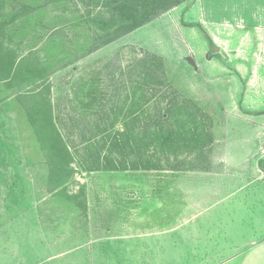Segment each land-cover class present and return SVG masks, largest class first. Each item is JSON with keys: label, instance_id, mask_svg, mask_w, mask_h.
Returning a JSON list of instances; mask_svg holds the SVG:
<instances>
[{"label": "rangeland", "instance_id": "rangeland-1", "mask_svg": "<svg viewBox=\"0 0 264 264\" xmlns=\"http://www.w3.org/2000/svg\"><path fill=\"white\" fill-rule=\"evenodd\" d=\"M100 9L4 0L3 41L17 57L0 79V264H228L247 248L223 246L244 240L230 213L264 212L258 182L228 195L231 165L264 153V51L241 30L264 24V0H189L105 44L90 18ZM173 104L205 157L191 161L198 149L185 145L163 156L154 128H175ZM140 154L159 169L140 168ZM120 226L171 227L115 237Z\"/></svg>", "mask_w": 264, "mask_h": 264}, {"label": "trees", "instance_id": "trees-1", "mask_svg": "<svg viewBox=\"0 0 264 264\" xmlns=\"http://www.w3.org/2000/svg\"><path fill=\"white\" fill-rule=\"evenodd\" d=\"M186 1L189 0H97V2L101 3L103 9L96 11V13L90 17L91 20L96 21V25L98 26V29H96L94 34L99 37L98 40L101 42L100 44H105L134 31L158 17L160 14ZM3 8L4 0H0V15ZM6 34H8L6 23L0 18V79H10L15 73L14 65L17 56L15 55V50L12 49L10 44L4 43L3 38ZM184 108L186 107L179 104H173L168 110L170 112L174 111L172 113H175L177 116L175 119V128L170 125L167 128H164L163 124H156L154 133L156 135L159 134L161 137L159 141L160 146L164 148L168 145V149H162L161 151L164 157L169 158V155L172 153L175 158H178L183 145H185L187 148L194 147L193 149H198L195 151L188 149L189 153H187V156L193 157V159L190 157L191 161H196L197 159H201L202 156H206V151L202 149L204 141L203 138H198V135L195 132L186 130L190 128L187 126L190 121H184L180 117ZM166 129L167 131L164 133ZM186 133H189V135L185 136ZM58 143L60 145V140ZM54 148L58 150L59 153H56L57 156H59L52 157V160L60 163L63 159L62 146H54ZM190 151H193V153ZM166 153L170 154L168 155ZM139 159L140 165L142 166L140 168L143 169H159L161 166L159 161H143L141 154L139 155ZM64 160L66 161L68 158H64ZM177 166L178 165H174V168H180V166ZM112 167L115 169L119 168L116 164H113ZM200 168L205 169L206 167H196V169Z\"/></svg>", "mask_w": 264, "mask_h": 264}, {"label": "crops", "instance_id": "crops-1", "mask_svg": "<svg viewBox=\"0 0 264 264\" xmlns=\"http://www.w3.org/2000/svg\"><path fill=\"white\" fill-rule=\"evenodd\" d=\"M194 1L199 2V0H194ZM201 22L203 24L206 22L207 26L210 24L216 30L220 29V24H221L220 22L209 21L208 19H205L204 21H201ZM246 24H247V22H246ZM228 26H231V25L228 24ZM241 30H242L243 35L245 37L248 36V41L250 42L252 49H253V45L257 44V47L260 48V46H262L263 51H264V24H257L256 25V23H254V19L250 18L248 25H246V27L244 29H241ZM245 39H243V42L247 41V39L246 40ZM250 151H252V150H250ZM263 152H264V149H263ZM253 154H254V152L243 153L244 158L246 160V162H244V165L235 164V163H233L231 165L232 170H233V177L231 179H233L234 181L237 182V183H235V184H237V187L233 186V190L231 192H229L228 195H230L231 193H235L236 190H238V189H241V191H243L244 189L255 184L256 182H258V184L260 183V184H262V186H264V153H260V155L257 157V161L252 160ZM233 160H234V158H233ZM201 171H208V170L197 169V172H201ZM238 173H240L241 175ZM225 184H226V187L230 186V185H228V182H226V181H225ZM221 185L224 186V183L221 182ZM179 186H180V189H179L178 193L186 192L185 186H182V187H181V185H179ZM167 190H169V187L167 188ZM247 194H248V191H247ZM223 199L224 198H218L217 201L223 200ZM250 199H252V196H250L248 200H250ZM248 200L243 199V202L245 205L249 204ZM198 201H199V199H196L195 206L198 205L197 204ZM259 201H260V203H264V200L259 199ZM234 214H237V213H234ZM195 215L196 214H194V216ZM230 215H231L230 220H232V221L234 220L235 222H238L239 226H242V229L244 230V232H242L241 234H243L244 240H243V238L238 239L237 243L234 242L232 244L225 236L224 241L227 242V244L231 243V245L226 244L223 246H225V247H241L242 244L244 243L245 244L244 247H247V248L245 250H243V252L240 251L239 254L234 253V254L228 256V258L225 261H227L228 264H231V263L236 264L235 263L236 260L240 259V257H241L240 254L242 253L241 254L242 259L240 261L241 263H239V264H264V212L263 213L258 212L257 214L256 213L255 214H252V213H250V214H237L239 217H236V215H233L232 213H230ZM194 216H192V218ZM163 217H165V216H163ZM183 221L184 222L188 221V218L186 216H184ZM225 223L227 224V222L226 221L224 222V220H222L221 218L219 219V222H217V224L223 225V226ZM180 225H181V222L179 224H177L175 227H178ZM170 227H168V229H170ZM168 229L163 228L162 230H158V229L157 230L156 229L155 230H146V232L144 234V232H142V230L141 231H139V230L130 231L128 233V232H126V230H128L127 228L120 226L119 227V233L116 234L115 237H120V238L130 237V238H132L134 236L136 237L139 235L151 234L152 233L151 231L156 232L160 235L162 232H164ZM123 231H125V232H123ZM245 235H249V236L245 237Z\"/></svg>", "mask_w": 264, "mask_h": 264}]
</instances>
